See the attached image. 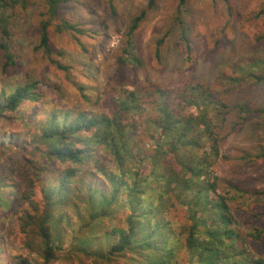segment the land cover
Segmentation results:
<instances>
[{
	"label": "trees",
	"instance_id": "16d2710c",
	"mask_svg": "<svg viewBox=\"0 0 264 264\" xmlns=\"http://www.w3.org/2000/svg\"><path fill=\"white\" fill-rule=\"evenodd\" d=\"M65 1L46 0L35 50L67 73L68 67L51 58L49 30L78 36L93 32L60 15ZM18 4L24 6L25 0H0V119L35 121L0 144V162L5 158L1 171L12 161V169L24 177L18 186L0 178V215L11 213L27 256L3 260L0 246V264H58L66 256L87 264H264V257L244 247L246 236L236 229L231 209L236 197L230 190L237 194L238 187L228 182L223 190L226 181L214 170L222 158L223 130L229 125L233 132L251 110L230 107L201 83L172 90L120 89L111 95L110 112L67 108L63 100L62 105L46 103L41 81L30 72L15 83L5 76L20 60L12 50L9 15ZM153 5L154 0H147V9L130 20L119 63L141 67L135 34ZM183 29L180 39L189 51ZM262 65L254 62L252 69ZM252 69L235 80H253ZM53 90L55 96L62 93ZM96 99L98 104L100 94ZM251 151L245 152L248 162L264 160V149ZM9 153L17 158H7ZM14 187L16 198H6L4 191ZM177 211L183 213L182 223L173 218Z\"/></svg>",
	"mask_w": 264,
	"mask_h": 264
},
{
	"label": "rangeland",
	"instance_id": "374dc122",
	"mask_svg": "<svg viewBox=\"0 0 264 264\" xmlns=\"http://www.w3.org/2000/svg\"><path fill=\"white\" fill-rule=\"evenodd\" d=\"M60 6V15L69 23L83 28L90 26L93 32L78 36L49 30L51 58L68 67V72L56 69L42 51L35 50L40 22L47 16L46 0H25L24 6L18 4L9 11L12 50L20 60L5 75L7 81H21L23 74L30 72L41 81V91L47 93L46 103L62 105L63 100L67 108L100 112L111 111V95L120 89L172 90L187 83H201L230 107L251 110L248 120L236 125L233 132L229 133V125L223 130L222 158L214 170L215 175L226 181L225 187L221 186L223 190L228 189L230 182L240 191L235 194L230 190L236 197L231 209L237 220L236 229L246 236L244 247L255 257H264V233L259 238L248 235L264 232V160L248 162L244 157L250 149H253L250 154L264 149V113L256 112H264V81H256V77H264V0H185L183 6L179 0H154L135 34L140 68L121 64L118 58L127 26L140 11L147 9V0H66ZM182 29L189 51L180 39ZM2 56L0 51V78L4 77ZM254 62L263 65L254 71ZM249 69L256 76L253 80H235ZM78 86L83 87L82 91H78ZM53 88H59L61 95L55 96ZM99 94L101 101L96 104ZM34 121V118L25 122L0 119V144L14 140L24 128H32ZM9 157L16 159L17 154L9 153ZM103 163L114 166L110 161ZM11 164L9 161L5 171L0 168V178L18 186L24 177ZM17 193L16 187L4 191L8 199L16 198ZM172 215L178 223L185 220L180 211ZM1 221L3 260L8 261L10 255L27 256L21 249L22 235L11 213L1 214ZM68 241L69 235L67 244ZM66 258L58 264H87Z\"/></svg>",
	"mask_w": 264,
	"mask_h": 264
}]
</instances>
